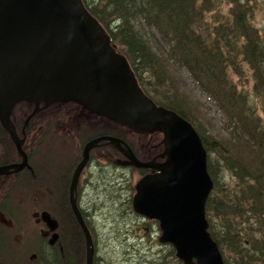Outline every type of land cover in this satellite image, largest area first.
Wrapping results in <instances>:
<instances>
[{
  "label": "water",
  "instance_id": "1",
  "mask_svg": "<svg viewBox=\"0 0 264 264\" xmlns=\"http://www.w3.org/2000/svg\"><path fill=\"white\" fill-rule=\"evenodd\" d=\"M20 102L33 105L30 116L54 104H73L134 134L162 136L163 162H141L127 143L113 136H98L84 145L70 203L85 239V264H92L94 247L72 192L89 152L102 142L125 158L117 164L157 171L137 181L131 203L135 214L158 222L159 242L170 244L183 264H224L207 232L205 203L213 182L197 132L142 92L126 58L81 0H0V125L19 151L22 141L10 115ZM25 165L23 158L10 167ZM41 218L55 225L48 214Z\"/></svg>",
  "mask_w": 264,
  "mask_h": 264
},
{
  "label": "trees",
  "instance_id": "2",
  "mask_svg": "<svg viewBox=\"0 0 264 264\" xmlns=\"http://www.w3.org/2000/svg\"><path fill=\"white\" fill-rule=\"evenodd\" d=\"M81 1L106 31L116 52L126 58L142 92L155 105L189 122L197 132L207 154L206 169L213 182L205 203L207 231L224 264L230 262L221 253L222 247L233 254V264H264V130L259 128V120L246 96L236 93L227 80L229 67L239 72L237 60L249 63L264 78L263 47L250 26L252 13L247 0H229V16L220 19L215 13L212 26L203 25V19L206 13L218 8L219 0ZM157 47L164 52L157 55L154 50ZM164 59L184 67L204 93L217 103L229 137L225 142L209 137L196 124L193 105L179 93L164 71L167 67ZM146 73L155 78L154 86L145 78ZM263 88L264 83L257 80L256 93H262ZM27 106L26 102L17 103L12 115L28 113ZM110 135L124 140L117 133ZM221 165L236 179L237 191L228 193L224 189V182L219 180ZM16 212L15 219L19 221L23 215L19 216L18 208ZM214 215L229 226L228 233L235 225L240 226L241 232L230 234L226 237L229 243L222 244L213 222ZM19 232L17 230L16 234ZM32 253L42 256L34 248Z\"/></svg>",
  "mask_w": 264,
  "mask_h": 264
},
{
  "label": "rangeland",
  "instance_id": "3",
  "mask_svg": "<svg viewBox=\"0 0 264 264\" xmlns=\"http://www.w3.org/2000/svg\"><path fill=\"white\" fill-rule=\"evenodd\" d=\"M247 2L252 13L249 18L250 26L256 31L261 40L264 52V0H247ZM216 5L218 7L216 10L214 9L205 14L203 25H214L213 17L215 13H218L220 19L229 16V0H219ZM154 50L158 53L157 55L164 52V50L159 47L156 49L154 48ZM162 57L163 56H161V58ZM164 61L167 66L164 68V71L172 78L174 86L178 88L179 93L186 98L188 103L190 102L193 105L194 115H196V124L209 137L225 142L229 137L224 126V118L216 106L217 103L204 93L200 85H198L184 67L172 63L170 60L167 61V59H164ZM236 67H238L239 72H235L232 67H229L227 80L230 85L234 87L236 93H242L246 96L249 106L255 117L259 120V128L264 130V88L262 93H256L255 91L257 80H261L264 83L263 74L255 72L251 65L245 61L240 62L237 60ZM145 78L148 80L150 79L149 83L151 86L155 85V78H152L150 73H146ZM68 106H70L71 109L68 110V113L62 120L65 126L61 124L59 129H67L70 123L76 124V122V126L79 127V129L84 128V132L80 135L78 140L76 134L72 136L76 129L75 124L74 130L69 127V133L64 132L63 137L60 135L58 136V139L64 140V142L61 144L57 139L56 146L66 149L68 153H70V149L73 150V153L74 151L77 152L81 140L88 135L98 134L101 131L108 132L109 134H119L138 152L145 147L155 144L156 141H159L161 138L159 135L154 134L137 135L94 116H92V118L88 116L89 120L82 112L86 113V115L88 113L83 111L79 106L72 104ZM70 107L64 108L68 109ZM51 109L52 107L50 111H52ZM87 125L91 127L89 128ZM61 126L64 129L61 128ZM39 128L40 127L36 126L32 131L27 132L29 141L32 143H37L41 140L44 130ZM67 133L68 135H66ZM55 138L56 136L54 135V139ZM47 140L48 139L44 140L43 143ZM75 141H77V144L75 143V145L70 148L72 142ZM65 144H67V146H65ZM56 146H54V148ZM66 154H63L61 158L57 156L52 163L58 164L57 167H59L61 166L59 163L70 162L72 156H67ZM107 155L112 157V154ZM64 156L66 157L63 160L62 158ZM94 159V187L86 190V195L88 197L86 200H89L90 204H93V212L91 213L93 232L95 234L93 264H136V261L137 263L139 262V264H181L180 261L175 258L174 248L170 245H161L157 242L161 234L158 223L156 221L142 220L138 215H135L132 211L131 202L130 209L128 208V202L132 200L135 193L134 184L140 178V174L131 168H127L117 171L123 178L113 177L112 175L115 170L112 165L105 163L106 159L104 160L101 158V160H98L96 155H94L93 160ZM219 180L224 182L226 187H223L226 189V192L231 193L232 191H237L236 179L231 177V174L225 170L222 165L220 166ZM21 200L22 197L18 196L16 199V208L19 209L20 213H23L24 209L22 206H24V204L22 202V206L20 205ZM24 219L25 216L19 219L20 222L16 220V226H22L19 228L20 232L16 234V243L21 251L23 250L22 247H25L26 242H31L35 237L36 240L40 242L38 237L40 226L36 225L33 221L34 219L32 220L31 217H28V222H26L25 225ZM213 222L218 231V235L221 236L222 244L225 242L229 243L226 237L230 234H235L236 231L241 232L240 226L235 225L234 230L228 233L229 226H226L222 218L217 215H214ZM221 250V253L227 257L230 264H233V254L227 251L228 249L225 247H222ZM27 256L28 252L25 254L26 258Z\"/></svg>",
  "mask_w": 264,
  "mask_h": 264
},
{
  "label": "flooded vegetation",
  "instance_id": "4",
  "mask_svg": "<svg viewBox=\"0 0 264 264\" xmlns=\"http://www.w3.org/2000/svg\"><path fill=\"white\" fill-rule=\"evenodd\" d=\"M30 105L27 106L29 109L28 113L20 112V115L18 117L16 116L17 118L15 115H12V113L10 116V121L14 127L17 139L22 141L20 151L17 149L9 134L0 125V168L9 167L6 171L0 172V264H30L31 262L40 264H85V239L70 203L71 182L74 171L82 159L84 145L92 138L110 134L101 131L98 133L99 135H88L80 141L77 152L74 151L73 153V150L70 149V153H68L66 149L56 146V140L59 135L63 137L64 132L69 133V127L74 130L75 123H70L69 126L67 125V129L62 127L65 126L62 120L71 107L63 104H54L47 108H41L33 116H30L34 108L33 105ZM51 107L52 111H50ZM64 107L70 108L65 109ZM82 114L87 118L88 116L92 118L91 115H86L84 112H82ZM61 124V128L64 130L59 129ZM76 125L77 122L75 124V132L72 136L76 134L78 140L80 135L84 132V128L79 129ZM36 126L44 130V133H42L39 142L32 143L29 141L27 132L32 131ZM90 127L91 126H89V128ZM68 133L66 135H68ZM54 135L56 136L55 139ZM159 137H161L159 141H156L155 144L149 147L141 149L139 152L134 149L130 143H127L119 137L117 138L127 143L134 155L141 162H151L153 159L156 162H163L164 159L159 155L162 153L164 146L162 144V136L159 135ZM46 139L48 140L43 143ZM58 141L61 144L64 142V140L59 139ZM75 143L77 144V141L72 142L70 148L75 145ZM54 146L56 147L54 148ZM65 146H67V144H65ZM63 154L72 156V159L70 162L59 163L61 166L57 167L58 164L55 163V165L52 162H54L57 156L61 158ZM107 154H112V157ZM94 155H96L98 160H101V158L104 160L106 159L105 163L112 165L115 170L112 176L120 177V179L123 178V176H120L117 171H121V169L131 168L137 171L140 174L139 179L145 175L155 174L157 172L150 169H135L131 166L117 164L118 160L124 161L125 158L115 147L104 142L96 149L89 152L88 161L79 174L75 190L72 194L75 199V205L91 236L93 246L95 240L91 214L93 212V204H90V201L86 200L88 198L86 190L94 187ZM65 157L66 156L62 159L64 160ZM23 158L26 160V165L20 170L10 167L20 165ZM18 196L22 197L20 205L22 206V202L24 204V206H22L24 212L19 213V216H25V225L26 222H28V217H31L32 220L34 219L33 221L36 225L40 226V230L38 231L40 242H38L35 237L31 242H26L25 247H22V251L19 250L16 243V231L20 230L19 228L22 227L16 226L15 219L18 215L16 212V199ZM42 214H48L50 217L49 219L55 221V227L52 223L43 221L41 218ZM138 217L142 220H147L139 215ZM157 242L161 245H168L160 243L159 238ZM32 248L40 251L42 256L38 257L36 254H33ZM27 252L28 256L26 258L25 254ZM135 263L139 264L137 261ZM180 263L183 264L181 261Z\"/></svg>",
  "mask_w": 264,
  "mask_h": 264
}]
</instances>
